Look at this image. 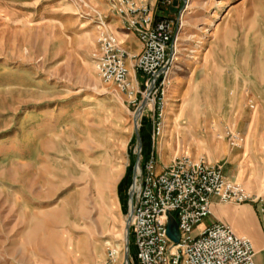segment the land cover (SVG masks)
I'll return each instance as SVG.
<instances>
[{"label":"rangeland","instance_id":"rangeland-1","mask_svg":"<svg viewBox=\"0 0 264 264\" xmlns=\"http://www.w3.org/2000/svg\"><path fill=\"white\" fill-rule=\"evenodd\" d=\"M119 1L0 0V264H106L109 248L126 264L129 191L150 156L157 171L203 160L239 185L244 159L264 198V0H160L174 61L159 135L134 60L131 95L95 68L102 32L134 55Z\"/></svg>","mask_w":264,"mask_h":264},{"label":"built area","instance_id":"built-area-1","mask_svg":"<svg viewBox=\"0 0 264 264\" xmlns=\"http://www.w3.org/2000/svg\"><path fill=\"white\" fill-rule=\"evenodd\" d=\"M173 0H162L172 5ZM125 28L132 31L141 52H130L111 34L102 32L97 40L99 56L95 68L104 83L114 84L121 92L131 95L127 60H134V69L143 77L147 109L152 112L157 135L162 124L165 98L168 93L174 61L172 23L166 17L156 22L147 5L137 6L136 0H121L115 7ZM157 160L148 157L134 175L129 191L131 238L137 264H255L251 242L239 237L222 223H215L197 236L195 228L211 215L212 200L221 204L255 203L241 185L226 179L221 168L203 160L193 162L183 157L169 166L156 170ZM174 222L179 241L167 237V228ZM119 253L107 250L106 264H117Z\"/></svg>","mask_w":264,"mask_h":264},{"label":"crops","instance_id":"crops-1","mask_svg":"<svg viewBox=\"0 0 264 264\" xmlns=\"http://www.w3.org/2000/svg\"><path fill=\"white\" fill-rule=\"evenodd\" d=\"M160 3V0H136L137 6H149L150 15L152 16L154 22H156L161 17L159 15L162 14L158 12V5ZM113 22L116 29L121 30L125 28V20L123 18H120L118 16ZM118 37L120 38L121 35L119 36L118 34ZM122 37H125V39H128V41L132 42L133 38L136 37V35L134 33H130L128 35H122ZM122 37L120 39H123ZM132 43L133 49L131 53L134 54L133 56H136L141 52V44L139 43V41H133ZM133 83L136 86H139V82L137 80H135V82L133 81ZM238 152L240 156H242L243 158L245 157L246 141L243 148H241ZM234 170L235 171L233 174V179L235 182L240 183L245 190L247 189L250 192V194L253 191L255 192V194L256 192H260V190L257 188L252 189V186L249 183L251 181L250 174H248L246 180V162H244V159L236 162ZM226 175L231 178L229 173H227ZM226 175H224V177L229 180ZM251 195L258 198V201L255 203L235 205L221 204L217 200L213 199L210 217L205 219L200 225L195 228L193 235L197 236L202 230L215 223H222L224 225H227L234 232V234L239 237H244L251 242L254 250L255 264H264V198H262L260 195Z\"/></svg>","mask_w":264,"mask_h":264},{"label":"water","instance_id":"water-1","mask_svg":"<svg viewBox=\"0 0 264 264\" xmlns=\"http://www.w3.org/2000/svg\"><path fill=\"white\" fill-rule=\"evenodd\" d=\"M177 3L178 1L177 0H174L173 2V6H177ZM175 10V9H173ZM141 112V108H139L136 112V116H138ZM138 162V160H137ZM138 164V163H137ZM129 223H130V218L127 220V226H126V238H125V241H126V244H125V262L126 264H128V240H129V231H130V228H129ZM167 237L174 243V244H177L178 241H179V236H178V231H177V226L174 222H172L168 228H167Z\"/></svg>","mask_w":264,"mask_h":264},{"label":"bare ground","instance_id":"bare-ground-1","mask_svg":"<svg viewBox=\"0 0 264 264\" xmlns=\"http://www.w3.org/2000/svg\"><path fill=\"white\" fill-rule=\"evenodd\" d=\"M163 120H164V118H163ZM162 123H163V121H162Z\"/></svg>","mask_w":264,"mask_h":264}]
</instances>
